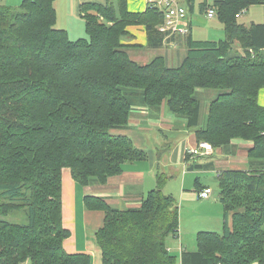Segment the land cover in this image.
I'll return each mask as SVG.
<instances>
[{
  "label": "trees",
  "instance_id": "obj_1",
  "mask_svg": "<svg viewBox=\"0 0 264 264\" xmlns=\"http://www.w3.org/2000/svg\"><path fill=\"white\" fill-rule=\"evenodd\" d=\"M194 1L187 0L190 11ZM54 3L0 5V264H92L90 255L64 248L71 232L63 223L62 173L70 169L84 188L147 160L145 150L119 133L133 109L126 90L143 92L150 108L167 104L196 129L198 144L252 143L247 169L218 176L223 232H199L196 250L185 251L181 264H264V23L245 26L237 17L264 0L215 1L227 38L195 40L190 33L179 67L163 57L139 64L123 42L132 37L131 26H144L149 46L162 45L156 9L134 12L128 0L85 4L87 38L73 41L56 27ZM236 42L246 55L234 50ZM198 89L219 92L202 128ZM162 186L159 175L139 208L84 197L88 210L105 214L95 233L102 264L177 263L167 241L178 237L180 207Z\"/></svg>",
  "mask_w": 264,
  "mask_h": 264
},
{
  "label": "crops",
  "instance_id": "obj_2",
  "mask_svg": "<svg viewBox=\"0 0 264 264\" xmlns=\"http://www.w3.org/2000/svg\"><path fill=\"white\" fill-rule=\"evenodd\" d=\"M22 1L23 0H0V5L19 7ZM107 2L108 0H55L54 6L57 13L56 27L67 31L70 39L73 41L86 38V22L81 11L82 7L88 3L105 5ZM196 2L197 0L194 1L193 9L190 11L192 26L191 36L193 39H195L193 16L196 15ZM202 6L203 4L199 7L200 13L204 11ZM210 7L212 6L208 8ZM128 8L134 12H143L147 9V0H128ZM252 23L256 22L253 21L249 25H244L250 26ZM129 31L132 37L125 38L123 42L127 45V51L131 58L139 64L145 65L150 63L154 56L163 57L169 67H179L183 63L187 54L185 37L178 36L175 37L174 40L165 38L162 45L152 48L149 46V37L144 26H131ZM218 93L219 92L216 90L198 89L196 91V97L201 102L200 128L206 126L210 105L218 97ZM129 99L133 106L130 122L128 127L119 131V133L129 136L134 141L136 147L147 152L148 158L155 153L154 151H149L146 144L150 143L149 136L152 130L157 129L164 136H168V134L172 133H177L179 135L188 133L186 139H183L184 141L187 140L185 148V162L187 164L184 174H186L187 171L196 174L197 172H204L218 177L219 174L225 170L247 169L248 149L252 147L251 142H237L238 140H233L227 147L213 148L212 155L206 156L208 160L206 162H196L199 158L190 159L189 162H187V148L195 147L198 144L195 135L196 129L188 128L187 120L172 114L167 104L159 108L148 107L145 104L143 92L141 91H131ZM259 103L264 106V89L259 93ZM167 111L171 115L166 114ZM183 137L184 135H181L178 140ZM170 148L169 146L168 150H170ZM155 150L157 152L161 151L158 147H156ZM164 157L167 159L169 156L166 155ZM238 157H241V160L244 162H239L237 160ZM192 161L195 162L192 164ZM150 162L151 160L149 161V165L145 162L127 164L124 167L123 174L110 178L106 184H92L84 187L86 188V192L80 194V196L71 170L68 168L63 170V223L64 227L71 232V236L64 242V248L69 254L85 253L92 257V264H102V250L96 241L95 233L103 226L105 214L101 211L88 210L85 206L84 197H103L110 206L117 209L139 208L148 193L157 187V178L160 175V171L156 168L155 163ZM172 170L174 172L175 169L172 168ZM210 186L211 185L207 183H202L199 177L196 178L195 190L193 192L199 195V201H197L195 194L188 196L186 200L198 204H200V202H211L213 205H218V203L212 199L214 193L211 197L206 199L200 197V193L205 188H211ZM183 188V192H185L186 179L183 183ZM179 194L184 203L186 194L182 193V189ZM173 196L176 198L175 195ZM219 204H221L220 200ZM223 220L224 210L220 208V225H223ZM229 222L231 223V218ZM167 247L170 253L178 258L176 264H181V257L185 251L196 250V246L189 247L184 244L183 238H181L180 228L178 237L169 238ZM25 264H31V262L27 261Z\"/></svg>",
  "mask_w": 264,
  "mask_h": 264
},
{
  "label": "rangeland",
  "instance_id": "obj_3",
  "mask_svg": "<svg viewBox=\"0 0 264 264\" xmlns=\"http://www.w3.org/2000/svg\"><path fill=\"white\" fill-rule=\"evenodd\" d=\"M215 1L217 0H197L196 15L193 16L195 39H204L219 42L227 38L224 24L219 18L218 14L214 18H209L205 11H203V13L199 12V7L201 4H207L208 7H213ZM184 5L187 6L186 3ZM243 11L244 13L241 14V17L238 19V22L240 24L249 25L253 21L256 23H264V5H254L246 8ZM234 50L242 55H246V51H244L237 42L236 44H234ZM155 57L156 56H154L153 59ZM131 91L132 90H126L125 93L130 96ZM166 114L170 113L167 111ZM181 135H184V137L178 140ZM187 135L188 133L180 135L177 133H172L168 134V136H164L159 130H152L149 136L150 143H147L146 145L148 147V150L154 151L155 154L149 157L147 161L144 162L148 163L149 165V161L151 160V162L155 163L156 168L159 169L160 176L163 179V193L166 195L172 194L176 196L180 207L179 214L181 238H183L184 244L188 245L189 247H195L196 237L199 232H223V225H220V208H222L223 210L224 208L222 203L219 204L220 187L217 176L213 174L210 175L204 172H197L196 174L189 171L184 174L186 171L185 166L187 164L185 162V148L187 140L184 141L183 139H186ZM237 142H243V140H238ZM169 146L171 147L170 150H168ZM156 147H158L161 151L157 152L155 150ZM166 155L169 156L167 159H165L164 157ZM190 159L191 158H189V160ZM237 160L239 162H244L243 160H241V157H238ZM198 161L203 163L208 160L207 157H204L196 160V162ZM194 162L195 161H192V164ZM172 168L175 169L174 172ZM198 177L201 179L202 183L211 185L210 187L214 192L212 199L216 201L218 205H213L211 204V202H200V204H198L186 200L188 196L195 194L193 192L195 190V179ZM185 179L186 191L183 192V183L185 182ZM77 189L79 196L80 194L86 192V188L78 187ZM181 189L182 193L186 194L184 203L182 197L179 194ZM196 198L197 201H199V195H196ZM202 203L205 205H203Z\"/></svg>",
  "mask_w": 264,
  "mask_h": 264
},
{
  "label": "built area",
  "instance_id": "obj_4",
  "mask_svg": "<svg viewBox=\"0 0 264 264\" xmlns=\"http://www.w3.org/2000/svg\"><path fill=\"white\" fill-rule=\"evenodd\" d=\"M185 3L187 6L184 5ZM147 5L156 9L163 16V22L158 26V31L166 39L178 36L186 37L191 33L190 9L187 0H147ZM243 13L244 11L237 17L239 18ZM206 14L209 18H214L217 15L216 8H208ZM212 153L213 146L207 142H201L197 146L187 149V155L191 159L210 156ZM213 193L211 188H205L200 193V197L206 199Z\"/></svg>",
  "mask_w": 264,
  "mask_h": 264
}]
</instances>
